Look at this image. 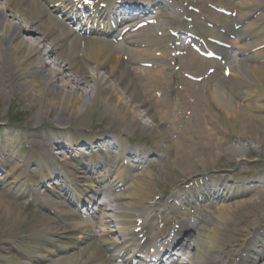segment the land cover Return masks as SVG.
I'll list each match as a JSON object with an SVG mask.
<instances>
[{"label":"bare ground","instance_id":"1","mask_svg":"<svg viewBox=\"0 0 264 264\" xmlns=\"http://www.w3.org/2000/svg\"><path fill=\"white\" fill-rule=\"evenodd\" d=\"M129 3V0H0V97L7 95L13 98L21 93L27 111L35 109L36 117L45 115L57 125L65 123L64 121L67 125L71 121L74 126L81 127L94 112L121 123H142L141 120L147 117L149 123H143L142 128L156 133V144L158 141L168 140L169 135L162 132L158 125L168 122L170 129H177L178 126L179 133L183 131L193 135L195 139L200 138V142L207 143L208 146L193 150L192 153L203 159L209 158L219 142H216L214 136L204 132L201 119H206L209 113H203L201 119H197L193 124H182L177 116L179 108L190 101L189 93L193 94L189 82L183 81L182 86L185 88L179 100L169 102L167 108L164 107L165 110L162 109L164 103L161 100H144L152 92L151 84L158 85L162 80L166 67L158 65L164 63L167 58L164 46L157 49L160 55L158 61L149 55L150 61L154 62L153 66H148L149 69L126 66L127 63L149 62L142 59L143 54L150 51L148 42L151 32L143 28L136 33L123 34V29L131 31L139 25L159 23L155 17H146L147 11L144 10L137 15L129 14L121 19L116 17L120 16L118 11L125 10ZM162 3L158 0L155 6ZM77 5L88 8L84 19L79 18L80 9ZM234 8L235 18L228 25L218 29L231 33L234 32V26L240 25V29L236 31V39L254 37L247 43L254 52L247 55H242L241 52L237 65H226L225 71H229V74H226V84L232 88L230 94L241 102L240 116L238 107L232 105L233 100L225 107L230 110L228 113L231 115V118H227L248 122L255 119L247 113L250 108L249 100L264 99V12L258 13L264 11V0H242ZM127 9L130 11L129 7ZM250 14L256 20L245 25ZM211 18L216 20L217 16L211 14ZM128 19L129 25L114 30L116 27L113 26L119 21ZM144 36L145 39H139ZM225 38V34L218 32L214 37L223 43H226ZM144 44H148L145 53L134 49ZM217 52V56L228 60L231 58L230 53L222 49ZM211 64L215 65L214 62ZM232 70L234 73L241 70L247 79L232 74ZM217 93L221 94L222 90ZM184 94L187 99L182 97ZM135 100L138 105L132 107ZM255 105V110L256 107L261 109V105ZM146 106L154 107L155 110L142 114L139 109ZM52 110H56V113L52 114ZM154 123H157V126ZM33 134L35 136L29 143V157L21 161L22 164L32 162L41 155L49 156L54 147H60L63 151L71 148L75 156H66L63 160H73L76 167H79L81 177L71 175L70 165L56 162L52 154L49 160L54 166L55 175L47 159L39 160L41 181H52L55 176L63 179L61 190L66 192L64 195L60 192L57 194L59 203L54 204L57 208L53 216L44 213V207H47L44 202L47 201L42 198L39 201L41 210L29 216L23 214V205L12 201L8 192L0 194V264H132L140 254L144 256L145 253L143 260L151 264L150 261L157 254L156 247H161L159 242L163 236H154L150 232L152 220L156 215L147 212L151 211L154 205L148 192L136 188L126 194L118 191L111 201L104 191L99 189L110 176L114 190L119 189L121 182L124 185L130 178V166L124 162V157L130 155L126 148L127 134H123L122 130L117 132V137L121 139L120 147L113 153L104 150V146L97 148V145L101 144L100 137L97 136L96 138L100 139L93 141L94 137L90 132L86 133L76 127L72 132L70 129L64 133L60 131L61 136L57 134L58 136L47 144L36 140L37 132ZM124 136L125 139H122ZM62 141H66L70 148ZM261 144L264 145V142ZM92 145L95 146L93 150ZM113 145L114 143H107V147L113 148ZM176 146L175 142L169 143L164 150H176ZM81 147L90 149L92 155L85 157ZM157 149L163 148L157 146ZM14 154L9 150H0V173L8 166L13 172L21 168L18 163L11 162L10 158L16 161ZM132 154L134 156L131 157L140 160L145 157L139 150H134ZM211 180V186L202 191V183L195 179L191 187L197 192L192 196L190 192L193 190L189 186L182 189L180 196L184 198V205H192L194 198L211 197L217 201L219 193L227 189V181L218 177ZM237 188L236 186L234 192L238 191ZM185 189L188 192H185ZM30 192L34 193V190ZM239 193L240 191L232 195L230 192H224L217 201L213 216L200 219L197 225H194L195 230L182 222L177 229L176 241L172 243L171 248H165L175 251L170 256L173 264H225L219 260L222 255L220 250L227 242L229 226L232 223L240 225L238 211L246 204L233 201ZM95 196L102 197L103 202L98 209H92L94 213H101L94 225L87 224L80 213L65 210L68 206L78 207L84 204L87 207ZM26 223L28 227L24 228ZM251 234L253 237L249 241L254 245L257 240L261 241L260 233L256 231ZM189 235H194L192 245L184 238ZM21 236L26 237L23 241L28 243L27 246L18 243ZM159 238L160 240L156 241ZM254 248L256 249V246ZM8 257H13L14 260Z\"/></svg>","mask_w":264,"mask_h":264},{"label":"rangeland","instance_id":"2","mask_svg":"<svg viewBox=\"0 0 264 264\" xmlns=\"http://www.w3.org/2000/svg\"><path fill=\"white\" fill-rule=\"evenodd\" d=\"M157 1L145 0L144 3H149L148 7L145 8L151 10V14L158 17L159 23L128 32L136 33L143 28L150 30V37L148 36L150 40L148 44L151 46L150 51L146 52L148 44L134 48L141 52H146L145 54L142 53L144 57L142 61L149 62H138L139 64L127 63L126 66L129 68L149 69L154 64L150 59L154 58L158 61L160 55L157 49L160 46H164V53L167 58H165L166 61L164 63H159L158 65L166 67L162 73V80L158 85L156 83L151 84L150 88L152 92L144 100H161L164 103H162V109L165 110L164 107L169 105V102H172L174 99L179 100L182 90L185 88L182 86L183 81L189 82L193 94L189 93L190 101L179 108L178 119L182 121V124L184 122H192L193 124L197 119L198 121L201 119L203 113H209L206 119L201 120L204 124V132L214 136L216 142H220H218V146L214 147V153L207 159L200 158L196 153L193 154V150H199L200 147L208 146L207 143L200 142V138L195 139L193 135L190 136L183 131L179 133L180 128L178 126L176 127L178 130L175 128L170 129V123L168 122L158 124L162 132L169 135L168 140L166 142L158 141L156 144V133H152L150 129L142 128L143 123H149L147 117L141 120L142 123L137 122V124H134L133 122L129 123L130 121L121 123L101 117L99 112H94L89 116V119L86 121L87 123L81 127L74 126V122L72 123L71 121L67 125H65L66 121L61 125H57L53 124L52 119L50 117L47 118L45 115L36 117L35 109L31 108L30 111H27L26 105L21 98V93L16 94L17 96L13 98L5 95L0 97V150L5 149L15 153L14 157H16V161L10 158L11 162L18 163L21 168L13 172L10 171V166H8L1 171L0 194L5 191L8 192L12 201L23 205V214L29 216H33L37 211L41 210L39 201L42 198L47 201L44 203L48 207H44V213L53 216L55 214L54 210L57 208L54 207V204H57L56 202L59 203L57 194L60 192V194L64 195L66 191L62 192L61 190L63 182L61 177L55 176L52 178V181L46 182L39 179V175L42 174L39 160L47 159L49 162V156L52 154L58 163L62 162L63 165H70L71 175L76 174L78 177H81V174L79 173V167H76L73 160L71 161L69 158L63 160L66 156H75V153L72 152L73 149L66 144V141H62V143L70 149L63 151L60 150V147H54L49 156L41 155V157L36 158L38 161L35 159L32 162L30 161L31 163L25 162L23 166L21 161L29 157V143L35 136L33 132L38 133L37 141L47 144L49 140L52 141L54 137L58 136L57 134L60 135V131L64 133L70 129L72 132L73 128L76 127L86 133L87 131L90 132L94 137L93 141L101 138V144L97 145V148L100 149L104 146L102 147L104 150H109L113 153L114 151H118L120 147L121 139L117 137V132L122 130L123 134H127L126 148L130 155L127 158L124 157V162L130 166V178L126 180L124 185L122 182L117 190L113 189L111 176L101 184L100 188L105 191L106 196L111 201L118 191L125 194L135 188L146 191L152 198V205L154 204L152 210H147V212H151V215H156L152 221L153 226L150 231L152 234L158 235L160 232L164 234L169 233V230L175 229L183 221L191 224L190 227L194 229L195 223H198L200 218L204 220L213 216L212 212L218 204L211 197L210 200L212 201L203 202H201V199L197 201L194 198L192 207H183L184 198L180 196L183 193L181 190L189 186L193 190V192H190L192 196L197 192L194 187L190 186L191 183L195 182V179L200 180L202 183V187L200 188L203 191L205 188L208 189L211 186V179L217 177L223 178L227 181V189L224 192H230V194L234 195L240 191L238 195H235L236 199L233 201L237 200L246 204L238 211L240 225L232 223L229 226L227 242L224 243L220 250L222 255L219 256V260L225 264H251L249 262L264 264V145L261 144L264 142V110H262L264 99L249 100V107L252 109L249 108L247 113L253 116L254 120L246 122L242 119H229L231 118V115L228 113L230 110L225 106L233 100L234 104L232 105L238 107V116H240L241 102L230 94L232 88H229V85L226 84L227 80L223 79L224 75L221 72V64H224V62L235 66L240 60L239 54L241 52L248 51L247 53L245 52L246 54L253 52L247 45L249 39L231 41L232 49L227 51L230 53L231 58L217 62L218 67L216 64H210L211 61L199 60L195 62L193 58L186 59L183 56L174 55L175 52L172 50L171 31L178 29L181 25L188 26L187 19L196 21L199 15L202 14L205 18L207 17L209 22H219L220 25H227L232 18L214 11L212 12L211 7L219 3L221 6L227 5L225 7L233 8L242 0H161L162 4L154 6ZM229 11L231 10L229 9ZM211 12L215 16H219L218 20L211 18ZM263 12L260 11L259 13L262 14ZM255 20V18H249L247 23L249 24ZM212 23L210 24L212 25ZM193 28L198 34L205 37H211L217 31L215 28L210 27L209 29L205 27V24L195 22ZM143 38L145 39V36L139 39ZM149 55H152V57L150 56V58ZM209 69H215V74H210L213 78L207 80V82H202V77L207 75ZM231 72L232 74H238L242 79H247L241 70H238L237 73H234L233 70ZM140 83L145 84V82ZM201 86L204 87L202 88ZM179 90L181 92L178 93ZM218 90H222V93L225 95H222V93L218 94ZM216 95L219 96L216 97ZM182 97L187 99L185 94ZM255 104L261 105V109L256 107L257 110H255ZM137 105L138 102L135 100L132 103V107ZM151 110L154 111L155 108L146 106L139 109L142 114L145 111H150L151 113ZM51 112L54 114L56 110H52ZM256 119L262 121L257 122ZM154 124L157 126V123ZM194 135L197 136L198 134ZM97 136L100 138H96ZM176 137L177 139H175ZM65 138L68 139L69 137ZM41 139L47 141H42ZM122 139H125V136ZM174 142L177 144L176 150H164L168 147L169 143L172 144ZM214 142L212 141V143ZM107 143H114L113 148L107 147ZM157 146L163 149L158 150ZM94 148L95 146L92 145L91 149L93 150ZM80 149L82 153H85V157L92 155L90 149H87V147H81ZM233 149H238V151H233ZM134 150H139L141 155L145 156L144 159L140 160L131 157V155L134 156L132 154ZM61 152L63 155H60ZM187 153H190V155L188 156ZM76 154L78 155V153ZM96 155L98 154L96 153ZM50 168L53 172L54 166L51 165ZM53 175H55V172H53ZM210 177L213 178L210 179ZM203 178L205 180H202ZM137 184H141L142 186H138ZM236 186L238 187L236 189L238 191L234 192ZM33 190L34 193H31L30 191ZM185 192H188L187 189H185ZM223 193L220 192L217 198L222 197ZM95 202L99 205L102 200L99 197H95ZM90 207L92 206L88 208L90 209ZM65 210L77 213L82 212L83 214L89 212V210L86 211V207L73 208L68 206ZM100 217L101 215L97 213L96 219H93V221L89 218L86 219H88V224L91 223L89 225H94L95 221ZM23 227H28V224H24ZM256 231L260 233L262 238L261 241L257 240L254 245L249 240L253 237L251 233ZM192 236L189 235L188 238H185L188 239V243H191V245L193 241ZM25 238L21 236L18 240L21 246L28 245L26 241H23ZM255 246L256 249L254 248ZM11 259L14 260L13 257Z\"/></svg>","mask_w":264,"mask_h":264}]
</instances>
